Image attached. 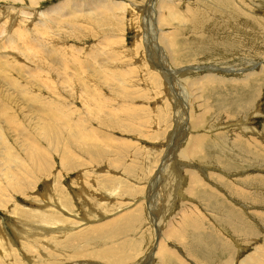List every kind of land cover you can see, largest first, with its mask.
Segmentation results:
<instances>
[{
  "label": "rangeland",
  "instance_id": "rangeland-1",
  "mask_svg": "<svg viewBox=\"0 0 264 264\" xmlns=\"http://www.w3.org/2000/svg\"><path fill=\"white\" fill-rule=\"evenodd\" d=\"M0 26V264H264V0H0Z\"/></svg>",
  "mask_w": 264,
  "mask_h": 264
},
{
  "label": "bare ground",
  "instance_id": "bare-ground-1",
  "mask_svg": "<svg viewBox=\"0 0 264 264\" xmlns=\"http://www.w3.org/2000/svg\"><path fill=\"white\" fill-rule=\"evenodd\" d=\"M85 1H86V0H85ZM98 4H99V3H98ZM107 4H108V3H107ZM111 4H112V3H111ZM158 4H159V3H158ZM72 5H73V4H72ZM79 5H80V4H79ZM79 5H77V6H79ZM96 5H97V4H96ZM96 5H95V6H96ZM100 5H101V4H100ZM114 6H115V5H114ZM66 7H67V6H66V3H62V5L59 4L58 6L53 7L51 11H53V13H54V12H55L54 9H56L58 12L60 11V13H61V10H62V9H65ZM74 7H75V6H74ZM107 7H108V6H107ZM112 7H113V6H112ZM162 7H165L166 11H168L169 14H174V13H173V7H172V5L170 4V2L163 1V2L161 3V11H159V12H161V13H159L158 16L156 15V16H157L156 19H157L158 23H159V21L162 22L163 17H165V16L163 15L164 12L162 13V10L164 9V8L162 9ZM17 8H18V7H17ZM13 9H14V8H13ZM20 9H21V8H20ZM113 9H114V8H113ZM17 10H18V9H17ZM23 11H24V10H23ZM114 11H115V10H114ZM163 11H164V10H163ZM20 12H21V11H20ZM64 12H65V10H64ZM112 12H113V11H112ZM12 13H13V12H12ZM17 13H18V12H17ZM23 13H24V12H23ZM25 13H28V12H25ZM50 13H51V12H50ZM110 13H111V12H110ZM110 13H109V14H110ZM156 14H158V13L156 12ZM13 15H14V14H13ZM21 15H22V14H21ZM167 15H168V14H167ZM17 16H18V15H17ZM170 16H171V15H170ZM170 16H168V18H169ZM166 17H167V16H166ZM13 19H14V18H13ZM30 19H31V18H30ZM6 20H7V18H6ZM171 21H172V19H171ZM171 21H170V22H171ZM170 22L168 23V21H167V24H170ZM14 23H15V22H14ZM14 23H13V26L15 25ZM18 23H19V21H18ZM35 23H36V22H35ZM35 23H34V25H35ZM162 23H163V22H162ZM21 24H22V22H21ZM29 24H30V23H29ZM1 25H2V23H1ZM13 26H11V28H13ZM15 26H16V25H15ZM18 26H19V25H18ZM18 26H17V27H18ZM0 27H1V26H0ZM5 27H6V25H5ZM7 27H8V26H7ZM25 27H26V26H25ZM33 27H34V26H33ZM22 28H23V27H22ZM28 28H29V27H28ZM28 28H27V29H28ZM71 28H72V26H71ZM3 29H4V28H3ZM17 29H18V28H16V31H17ZM19 29H20V28H19ZM32 29H33V28H32ZM41 29H42V28H41ZM8 30H9V29H8ZM23 30H24V29H23ZM25 30H26V28H25ZM25 30H24V31L21 30L22 33L25 32ZM28 30H29V29H28ZM30 30H31V29H30ZM34 30H36V29H34ZM34 30H33V31H34ZM44 30H46V29H44ZM5 31H6V29H5ZM11 31H12V30H11ZM31 31H32V30H31ZM36 31L38 32L39 30H36ZM66 31H67V30H66ZM12 32H13V31H12ZM41 32H42V30H41ZM45 32H46V31H45ZM19 33H20V32L18 31L17 34H19ZM26 33H27V32H26ZM28 33H29V32H28ZM28 33H27V34H28ZM33 33H35V32H33ZM62 33H63V32H62ZM72 33H73V32H72ZM0 34H2V33H0ZM9 34H10V33H9ZM15 34H16V33H15ZM17 34L14 35L15 39L18 38V35H17ZM45 34H47V32H46ZM45 34H44V36H45ZM12 35H13V34H12ZM22 35H23V34H22ZM22 35H20V36L22 37ZM24 35H25V34H24ZM29 35H30V34H29ZM31 35H32V33H31ZM64 35H65V34H64ZM158 35H159V34H158ZM0 36H1V35H0ZM9 36H10V35H9ZM27 36H28V35H27ZM41 36H42V35H41ZM44 36H43V39L46 37V36H45V37H44ZM70 36H72V35H70ZM161 36H162V35H160V37H161ZM64 37H65V36H64ZM160 37H159V38H160ZM168 37H169V36H168ZM3 38H4V37H3ZM11 38H12V37H11ZM22 38H24V37H22ZM161 38H162V37H161ZM161 38H160L159 40H161ZM24 39H26V35H25V38H24ZM24 39H22V40H24ZM28 39H31V38H28ZM39 39H40V38H39ZM43 39H42V43H43ZM64 39H65V38H64ZM83 39H84V38H83ZM165 39H166V40H163V41H164V42L167 41V42H166V43H167V44H166V47H168L167 45L170 46L169 39H168L166 36H165ZM167 39H168V40H167ZM11 40H13V39H11ZM32 40H35V39L32 38ZM32 40H30V41H32ZM44 40H45V39H44ZM53 40H54V39H53ZM26 41H27V40H26ZM35 41H36V40H35ZM55 41H56V40H55ZM6 42H8V41H6ZM6 42H5V43H6ZM9 42H10V41H9ZM20 42H21V41H20ZM28 42H29V40H28ZM48 42H49V41H48ZM58 42H59V41H58ZM0 43H2V42H0ZM11 43H12V42H11ZM18 43H19V41H17V44H18ZM31 43H32V42H31ZM31 43L29 42V46H31V45H30ZM33 43H34V42H33ZM40 43H41V42H40ZM49 43H50V42H49ZM25 44H26V43H25ZM11 45H13V50H14V49H15V48H14V44H11ZM18 45H19V44H18ZM18 45H17V46H18ZM20 45H22V44H20ZM43 45H44V43H43ZM45 45H48V46H49L50 44H48V43L46 44V42H45ZM5 46H6V45H5ZM5 46H3V47L6 48ZM7 46H9V45L7 44ZM15 46H16V45H15ZM17 46H16V48H18ZM22 46H23V45H22ZM25 46H26V45H25ZM33 46H35V47L38 46L37 49L40 47V45H38L37 42H36L35 44H33ZM41 46H42V45H41ZM1 47H2V46H1ZM19 47H20V46H19ZM23 47H24V46H23ZM26 47H27V46H26ZM26 47H25V48H26ZM45 47H46V46H44V48H45ZM4 48H3V49H4ZM42 48H43V46H42ZM62 48H63V47H62ZM0 49H1V48H0ZM6 49H7V48H6ZM6 49H5V52H6ZM21 49H22V47H21ZM21 49H20V50H21ZM27 49H28V48H27ZM34 49H35V48H34ZM39 49H40V48H39ZM39 49H38V50H39ZM45 49H46V48H45ZM47 49H48V48H47ZM47 49H46V50H47ZM15 50H16V49H15ZM18 50H19V49H18ZM22 50H23V49H22ZM28 50H29V49H28ZM42 50H43V49H42ZM46 50H45V51H46ZM49 50H51V49H49ZM53 50H54V49H53ZM9 51H12V46H11V50H9ZM9 51H7L6 54H7ZM29 51H30V50H29ZM29 51L26 50V53H28ZM33 51H34V50H33ZM33 51H32V54H34V53L36 52V51H35V52H33ZM40 51H41V49L39 50V52H40ZM47 51H48V50H47ZM0 52H2V51H0ZM13 52H15V51H13ZM24 52H25V51H24ZM39 52H38V53H39ZM41 52H42V51H41ZM48 52H49V51H48ZM51 52H54V51H51ZM3 53H4V51H3ZM16 53H17V52H16ZM8 54H9V53H8ZM30 54H31V53H30ZM32 54H31V55H32ZM35 54H36V53H35ZM65 54H66V53H65ZM2 55H3V54H2ZM31 55H30V57H31ZM41 55H42V53H41ZM58 55H59V54H58ZM4 56H7V55H4ZM21 56H22V55H21ZM27 56H28V55H27ZM44 56H45V55H44ZM56 56H57V55H56ZM60 56H61V54H60ZM64 56H65V55H64ZM1 57H2V56H1ZM30 57L28 56L29 59H30ZM58 57H59V56H58ZM2 58H3V57H2ZM12 58H13V57H12ZM12 58H11L10 60H12ZM15 58H16V57H15ZM35 58H36V57H35ZM35 58H34V59H35ZM88 58H89V57H88ZM166 58H167V57H166ZM26 59H27V58H26ZM58 59H59V60H63V58H61V59L58 58ZM1 60H3V59H0V61H1ZM7 60H8V59H7ZM64 60H65V58H64ZM5 61H6V60H5ZM6 62H7V61H6ZM6 62H5V63H6ZM24 62H25V61H24ZM61 62H64V63H65V61H61ZM90 62H91V61H90ZM8 63H9V62H8ZM66 64H67V62H66ZM82 65H83V64H82ZM82 65H81V66H82ZM2 66H3V65H2ZM29 66H30V65H29ZM4 67H5V66H4ZM11 67H12V66H11ZM6 68H7V67H6ZM17 68H18V67H17ZM21 68H23V67H21ZM51 68H53V67H51ZM54 68H55V67H54ZM205 68H207V67H205ZM212 68H215V67H211V68H209V69H212ZM0 69H1V68H0ZM2 69H4V68H2ZM2 69H1V70H2ZM24 69H26V68H24ZM24 69H23V70H24ZM56 69H57V68H56ZM1 70H0V71H1ZM27 70H28V68H27ZM27 70H26V71H27ZM17 71H18V70H17ZM54 71H55V70H54ZM58 71H59V70H58ZM210 71H212V70H210ZM3 72H4V71H2V74H3ZM24 72H25V71H24ZM24 72H23V73H24ZM47 72L49 73V71H47ZM47 72H46V73H47ZM55 72H57V71H55ZM59 72H60V71H59ZM0 73H1V72H0ZM9 73H10V72H9ZM16 73H18V72H16ZM27 73H28V72H27ZM38 74H39V73H38ZM40 74H41V73H40ZM49 75H50V74H49ZM3 76H4V77H1V78H5V77H6V78H9V76H8V75L5 76V74H4ZM37 76L39 77V75H37ZM41 76H43V75H41ZM51 76H52V75H51ZM48 77H50V76H48ZM48 77H47V79H48ZM53 77H54V76H53ZM12 79H13V78H12ZM15 79H16V78H15ZM36 79H37V78H36ZM38 79H39V78H38ZM47 79H46V80H47ZM52 79H53V78H52ZM48 80H50V79H48ZM41 81H42V79H41ZM51 81H53V80H51ZM13 82H15V80H14ZM13 82H12V83H13ZM29 82H30V80H29ZM36 82H37V80H36ZM38 82H39V81H38ZM15 83H17V82H15ZM13 84H14V83H13ZM17 84H18V83H17ZM19 84H20V83H19ZM61 84H62V83H61ZM21 85H22V84H21ZM64 85H65V84H64ZM1 86H2V85H1ZM1 86H0V87H1ZM18 86H19V85H18ZM23 86H24V85H23ZM30 86H31V85H30ZM12 87H13V86H12ZM15 87H16V86H15ZM21 87H22V86H21ZM26 87L29 89L28 86H26ZM82 87H83V86H82ZM178 87H179V86H178ZM1 88H2V87H1ZM27 88H26V89H27ZM2 89H4V88H2ZM2 89H1L0 91H2ZM11 89H13V88H11ZM21 89H22V88H21ZM30 89H31V88H30ZM56 89H57V88H56ZM15 90H16V88H15ZM18 90H19V89H18ZM24 90H25V89H24ZM24 90H22L21 93L23 94V96H24V98H25V96H26L25 94H26V93L24 94L23 92H29V90H28V91H26V90L24 91ZM4 91H5V89H4ZM13 92H14V91H13ZM32 92H33V91H32ZM1 93H3V92H1ZM5 93H6V92H5ZM18 94H19V93H18ZM29 94H30V93H29ZM3 95H4V94H3ZM20 95H21V94H20ZM27 95H28V94H27ZM1 96H2V95H1ZM21 96H22V95H21ZM17 97H18V96H17ZM8 98H9V97L7 96V99H8ZM10 98H11V97H10ZM19 98H23V97H19ZM39 98H40V96L38 97V100H40ZM7 101H8V100H7ZM21 101H23V100H21ZM27 101H28V100H27ZM41 101H42V100H41ZM45 101H47V100H45ZM31 102H32V101H31ZM52 102H53V100H52ZM7 103H8V102H6V104H7ZM46 103H47V102H46ZM50 103H51V102H50ZM55 103H56V102H55ZM6 104H3V106H5ZM9 104H10V103H9ZM20 104H21V103H20ZM30 104H31V103H30ZM41 104H42V103H41ZM41 104H40V105H41ZM44 104H45V103H44ZM44 104H42L41 106H46V105H44ZM31 105H32V104H31ZM40 105H39V107H40ZM184 105H185V104H184ZM187 105H188V104H187ZM10 106H11V105H10ZM18 106H19V105H17V107H18ZM21 106H22V105H21ZM28 106H29V105H28ZM50 106H51V105H49V108H48V107H47V108H42L43 111L45 112V115H44V116H46V115H48V114L53 115V114H54L53 112H55V113H58V112H59V111H57V110H60V106H59V105H58V107L56 106V104H55V106H54V105H53L52 107H50ZM6 107H8V106H6ZM31 107H32V106H29L28 109L31 108ZM54 107H56V108H54ZM184 107H185V106H184ZM184 107H183V108H184ZM10 108H11V107H10ZM12 108H13V107H12ZM12 108H11V110H12ZM14 108H15V107H14ZM14 108H13V109H14ZM19 108H21V107H18V109H19ZM24 108H25V107H24ZM34 108H35V107H34ZM186 108H187V107H186ZM8 109H9V108H8ZM25 109H26V108H25ZM28 109H27V112H28ZM66 109H67V108H66ZM66 109H63V110H66ZM184 109H185V108H184ZM184 109H183V110H184ZM11 110H8V111H11ZM29 110H30V109H29ZM32 110H33V109H32ZM32 110H31V111H32ZM188 110H189V109H188ZM13 111H14V110H13ZM13 111H11V112H13ZM17 111H18V110H17ZM178 111H179V110H178ZM185 111H186V109H185ZM23 112H24V111H23ZM23 112H22V114L25 113V112H24V113H23ZM27 112H26V114H27ZM44 112H43V114H44ZM4 113H5V109H4L3 107H0V118L3 117L4 115H7L6 113H5V114H4ZM9 113H10V112H9ZM9 113H8V114H9ZM16 113H17V112H16ZM34 113H35V112H34ZM40 113H41V112H39V114H40ZM59 113H61V111H60ZM59 113H58V114H59ZM62 113H63V112H62ZM66 113H67V112H66ZM66 113H65V114H66ZM182 113H183V111H182ZM26 114H25V115H26ZM28 114H29V113H28ZM39 114L37 113V115H39ZM9 115H10V114H9ZM12 115H13V114H12ZM14 115H15V114H14ZM14 115H13V116H14ZM30 115H31V112H30L29 116H30ZM33 115H34V114H33ZM33 115H32V116H33ZM37 115H36V116H37ZM60 115H61V114H60ZM188 115H189V113H188ZM17 116L19 117V113H18ZM34 116H35V115H34ZM44 116H43V117H44ZM53 116H54V115H53ZM11 117H12V116H11ZM18 117H16V118H18ZM20 117H21V116H20ZM24 117H25V116H24ZM24 117H21V119H19V120L21 121L22 118H24ZM43 117H41V119H42ZM58 117H59V116H57V118H58ZM9 118H10V117H9ZM13 118H15V117H12V120H11V119H7V121H8V120L13 121ZM36 118H37V117H36ZM38 118H39V116H38ZM45 118H47V116H46ZM51 118H52V119H55L54 117H51ZM57 118H56V119H57ZM60 118H62V116H61ZM63 119H64V118H63ZM63 119H62V120H63ZM67 119H68V118H67ZM19 120H18V121H19ZM35 120H36V119H35ZM35 120H34V121H35ZM37 120H38V119H37ZM59 120H60V119H58V121H59ZM62 120H61V121H62ZM14 121H17V120L14 119ZM20 121H19V122H20ZM22 121H23V120H22ZM22 121H21V122H22ZM25 121H26V118H25ZM30 121H31V120H30ZM34 121H31V122H34ZM19 122H17V123L19 124ZM22 123H24V122H22ZM42 123H43V121H42ZM44 123H45V122H44ZM44 123H43V124H44ZM28 124H29V123H28ZM33 124H34V123H33ZM10 125H11V124H10ZM22 125H23V124H22ZM22 125H21V126H22ZM189 125H190V124H189ZM189 125H188V126H189ZM8 126H9V125H8ZM16 126H18V125H16ZM35 126H36V124L34 125V127H35ZM40 126H41V125H40ZM28 127H30V126H28ZM31 127H32V124H31ZM189 128H190V127H189ZM191 128H192V127H191ZM5 129H6V128H5ZM191 130H192V129H191ZM34 131H35V130H34ZM192 131H193V130H192ZM3 132H4V131H3ZM3 132H2V130L0 129V139L4 138L3 136H4L5 133H3ZM32 132H33V131H32ZM30 133H31V132H30ZM33 133H34V132H33ZM193 135H194V134H193ZM29 136H30V135H29ZM32 137H33V136H32ZM178 138H179V137H178ZM31 139H32V138H31ZM35 139H36V138H35ZM179 141H180V140H179ZM34 143H35V142H34ZM176 145H177V144H176ZM178 146H179V145H178ZM179 149H180V148H179ZM179 149H178V150H179ZM175 150H177V148H176ZM172 151H173V150H172ZM179 154H180V153H179ZM180 155H182V154H180ZM180 157H181V156H180ZM184 157H185V155H184ZM166 168H167V167H166ZM165 170H166V169H165ZM167 175H168V174H167ZM167 175H166V176H167ZM171 175H172V173H171ZM173 175H174V174H173ZM173 175H172V176H173ZM175 175H176V174H175ZM175 177H176V176H175ZM165 179H167V178H165ZM168 179H169V178H168ZM192 179L194 180V178H192ZM167 181H168V180H167ZM176 181H178V180H175V178L173 177V182H174L173 187H175V185H176L175 182H176ZM156 183H157V182H156ZM165 184H166V183H165ZM165 184H164V185H165ZM157 185H158V184H157ZM164 185H163V186H164ZM168 185H170V183H169ZM157 188H158V187H157ZM163 188H164V187H163ZM166 188H167V187H166ZM175 188H177V185H176ZM155 190H156V189H155ZM169 190H170V188H169L167 191H169ZM172 190H173V189H172ZM175 191H176V189H175ZM160 192L162 193V192H163V189H162V191H160ZM170 192H171V190H170ZM158 193H159V192H158ZM167 193H169V192H167ZM171 194H172V193H171ZM154 195H155V194H154ZM154 195H153V196H154ZM157 195H158V194H156V196H157ZM159 195H161V194L159 193ZM162 196H163V195H162ZM166 196H167V195H166ZM166 196H165V198H166ZM150 197H151V196H150ZM155 198H156V197H155ZM158 198H159V196H158ZM158 198H157V199H158ZM167 198H168V197H167ZM166 200H167V199H166ZM150 203H151V202H150ZM152 203H153V202H152ZM153 204H154V203H153ZM167 207H168V206H167ZM185 211H186V210H185ZM183 215H184V214H183ZM124 222H125V221H124ZM113 223H114V222H112V224H113ZM117 223H118V224H121V221L118 220ZM115 224H116V222H115ZM113 225H114V224H113ZM156 226H157V225H156ZM168 227H169V226H168ZM174 227H175V226H174ZM170 229H171V228H170ZM159 230H160V229H159ZM164 230H165V229H164ZM156 231H157V230H156ZM166 231H167V230H166ZM171 231H172V230H171ZM171 231H169V232H170L171 234H173ZM173 231H174V230H173ZM81 233H82V234H80V235H74V238H70V239L67 240L66 242L72 244V243H74L76 240H78L79 238H85V239H87V231H85L84 233H83V232H81ZM161 233H162V232L160 231L159 234H161ZM78 234H79V233H78ZM158 236H159V235H158ZM160 236H161V235H160ZM164 236H165V235H164ZM167 237H168V236H167ZM167 237H166V239H167ZM162 238H163V237H162ZM158 240H160V239L158 238ZM164 240H165V239H164ZM164 240H163V241H164ZM5 241H6V239H5L4 235L2 234V231H0V244H2V243H3V244L6 243ZM165 241H167V240H165ZM159 246H160V244H159L157 247L159 248ZM0 248H1V247H0ZM155 249H156V248H155ZM76 252H77V251H76ZM78 252H79V251H78ZM84 252H85V253H84ZM167 252H169V249H168V248H164V247L161 248V247H160V249L158 250V252L156 253V255H160V256H162V255H164V254L167 253ZM113 253H114V252H113ZM150 253H151V252H150ZM127 254H128V253H127ZM151 254H153V253H151ZM112 255H113V256H112L111 258H109V257H107V256H102V257L104 258V261H116V260H120V258H119L117 255H115V254H112ZM77 256H80V257L83 256V257L86 258V257H87V249H85V250L83 251V254L81 253V255H79V254L77 253ZM154 256H155V255H154ZM91 257H96V258H98L99 255H98V256L92 255ZM155 257H156V256H155ZM146 258H147V257H146ZM148 258H149V257H148ZM160 258H161V257H160ZM128 259H130V258H125V261H127ZM153 259H154V257H153ZM149 260H150V259H149ZM154 260H155V259H154ZM182 261H183V260H182ZM84 262H85V261H84ZM145 262H146V261H145ZM148 262H149V261H148ZM36 264H37V263H36ZM81 264H82V263H81ZM141 264H142V263H141ZM144 264H145V263H144ZM147 264H148V263H147Z\"/></svg>",
  "mask_w": 264,
  "mask_h": 264
}]
</instances>
